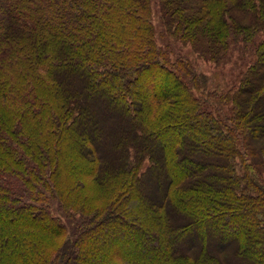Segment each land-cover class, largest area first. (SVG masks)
I'll use <instances>...</instances> for the list:
<instances>
[{
	"label": "trees",
	"instance_id": "trees-1",
	"mask_svg": "<svg viewBox=\"0 0 264 264\" xmlns=\"http://www.w3.org/2000/svg\"><path fill=\"white\" fill-rule=\"evenodd\" d=\"M180 46L246 66L211 90ZM232 262L264 264V0H0V264Z\"/></svg>",
	"mask_w": 264,
	"mask_h": 264
},
{
	"label": "rangeland",
	"instance_id": "rangeland-1",
	"mask_svg": "<svg viewBox=\"0 0 264 264\" xmlns=\"http://www.w3.org/2000/svg\"><path fill=\"white\" fill-rule=\"evenodd\" d=\"M176 52H181L183 56L187 57L195 65L200 73H203L209 77L211 82V90L216 88V90L219 91H222V89H229L235 83V81L238 80V76L241 70L246 66L242 64V62L244 61L241 58V54L235 50L230 56L229 61L226 64H222L220 66H216L212 63L205 62L202 59L198 58V56L194 54L189 47L180 46L178 47V50H176ZM228 247L229 246H223L222 248L229 250ZM226 252L230 253L231 251ZM226 261L228 262V260Z\"/></svg>",
	"mask_w": 264,
	"mask_h": 264
}]
</instances>
